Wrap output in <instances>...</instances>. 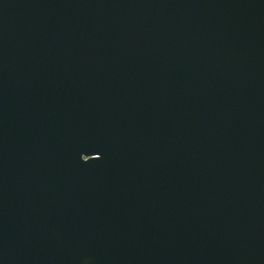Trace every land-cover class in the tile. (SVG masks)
<instances>
[{
	"label": "water",
	"instance_id": "water-1",
	"mask_svg": "<svg viewBox=\"0 0 264 264\" xmlns=\"http://www.w3.org/2000/svg\"><path fill=\"white\" fill-rule=\"evenodd\" d=\"M0 264H264V0H0Z\"/></svg>",
	"mask_w": 264,
	"mask_h": 264
}]
</instances>
